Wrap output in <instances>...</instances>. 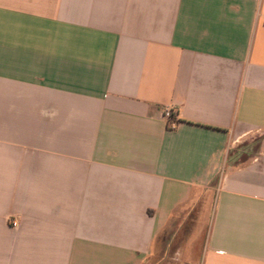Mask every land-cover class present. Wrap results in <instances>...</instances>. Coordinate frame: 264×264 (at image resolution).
<instances>
[{"label":"crops","instance_id":"obj_1","mask_svg":"<svg viewBox=\"0 0 264 264\" xmlns=\"http://www.w3.org/2000/svg\"><path fill=\"white\" fill-rule=\"evenodd\" d=\"M168 254L264 264V0H0V264Z\"/></svg>","mask_w":264,"mask_h":264},{"label":"rangeland","instance_id":"obj_2","mask_svg":"<svg viewBox=\"0 0 264 264\" xmlns=\"http://www.w3.org/2000/svg\"><path fill=\"white\" fill-rule=\"evenodd\" d=\"M257 140L258 139L254 141L256 142ZM243 145L245 144H242L241 146ZM255 148H257V146H253V149ZM215 195H216V192L214 193L210 192L205 195L204 200L201 203H199V206L196 209L193 210L192 216H191L192 219L187 220L186 228L185 227L184 228L175 227V233L177 235L172 236L174 239L173 241H175L176 243L184 241L183 244L186 243L185 246L187 245L189 246V248L191 247V249L196 248V247H197L196 249H198L199 247L203 246L204 241L207 237L209 226H210V216L212 213V201L214 200ZM202 213L207 214L206 216L208 218L205 220H201L200 218H201ZM185 229L187 230L188 235H186ZM165 240L166 239H164V241ZM187 241H188V244H187ZM159 259H160L159 260L160 264H177V259H175L174 256L172 257L169 254L165 259H163L162 257H159ZM152 263L157 264L158 262H156V260L151 259L150 264Z\"/></svg>","mask_w":264,"mask_h":264},{"label":"built area","instance_id":"obj_3","mask_svg":"<svg viewBox=\"0 0 264 264\" xmlns=\"http://www.w3.org/2000/svg\"><path fill=\"white\" fill-rule=\"evenodd\" d=\"M161 112L163 119L166 121L167 128L169 130H175L179 126V118L175 107L166 105L162 108ZM13 225H17V222H14Z\"/></svg>","mask_w":264,"mask_h":264},{"label":"trees","instance_id":"obj_4","mask_svg":"<svg viewBox=\"0 0 264 264\" xmlns=\"http://www.w3.org/2000/svg\"><path fill=\"white\" fill-rule=\"evenodd\" d=\"M246 146V145H245ZM253 146V145H252ZM254 146H259V140H257L255 143H254ZM247 147H249V146H247Z\"/></svg>","mask_w":264,"mask_h":264}]
</instances>
